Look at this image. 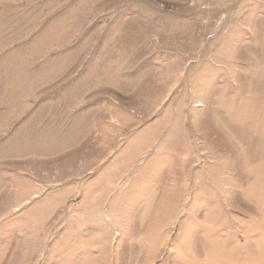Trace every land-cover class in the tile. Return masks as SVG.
Returning <instances> with one entry per match:
<instances>
[{"label": "rangeland", "instance_id": "obj_1", "mask_svg": "<svg viewBox=\"0 0 264 264\" xmlns=\"http://www.w3.org/2000/svg\"><path fill=\"white\" fill-rule=\"evenodd\" d=\"M0 264H264V0H0Z\"/></svg>", "mask_w": 264, "mask_h": 264}]
</instances>
